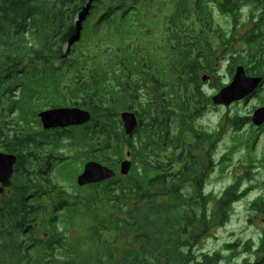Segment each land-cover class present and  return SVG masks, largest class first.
<instances>
[{"label": "trees", "instance_id": "1", "mask_svg": "<svg viewBox=\"0 0 264 264\" xmlns=\"http://www.w3.org/2000/svg\"><path fill=\"white\" fill-rule=\"evenodd\" d=\"M172 1L166 15L164 0H0V152L17 158L12 184L0 194V264H225L253 254L251 240L242 252L227 243L228 255L196 253L199 238L226 222L247 190L236 182L218 194L206 191L212 161L202 151L211 135L194 129L188 115L193 99L204 98L198 76L225 55L232 75L243 65L263 84L264 31L245 35L241 53L233 35L212 27L214 0H193L199 29L189 24L191 0ZM240 1L256 6L222 0L221 11L236 20ZM92 22L106 25L105 42L95 40ZM258 22L264 26V13ZM165 25L171 30L164 62L155 33H165ZM143 27L145 42L137 43ZM60 106L87 109L91 119L49 139L38 111ZM125 110L141 122L135 135L123 132ZM240 120L248 124L250 117ZM188 133L194 140L186 144ZM63 137L74 154L58 157L55 170L50 161L41 168V146L56 148ZM125 151L132 161L127 175L77 186L70 162L97 160L118 170ZM251 205L264 214L263 196ZM258 244L256 253H264V236Z\"/></svg>", "mask_w": 264, "mask_h": 264}, {"label": "rangeland", "instance_id": "2", "mask_svg": "<svg viewBox=\"0 0 264 264\" xmlns=\"http://www.w3.org/2000/svg\"><path fill=\"white\" fill-rule=\"evenodd\" d=\"M164 1L166 3L164 14L167 15L172 12L174 2L172 0ZM253 1L257 4L256 7L253 3L250 4V2L240 1L238 3L236 20L232 17V13L221 11L222 0H214L210 4V11L213 16L212 27L216 26L215 28L219 32H224L227 35L233 33L234 40L232 42L234 50L241 53H245L248 48L244 42L245 35L255 27V22L259 21L261 14L264 13V0ZM194 3L193 0L190 1L191 17L189 21L191 22L189 24L194 22L195 27L199 29L200 26L196 22V12H194ZM77 16H79V13L75 15V23L79 20ZM93 25H95V32L93 33L95 40L103 39V42H105L106 25H100L97 22H94ZM162 28L161 31L155 33L156 39L160 42L159 46H161L159 49H156L155 53L165 62L169 48L168 38L170 31L167 32V30H171V28L166 26L165 33L162 31ZM142 30L139 39L136 40L137 43L140 41L141 43L145 42V28L143 27ZM209 35L208 37L211 39L214 47L219 49L218 36L213 33ZM106 44L109 46L108 41H106ZM258 46L264 48V42H260ZM245 60L247 59L244 58L242 62H245ZM230 62L229 56L225 55V58L217 60L213 72H201L198 77L200 90H202L204 98L201 101L197 100V98L193 99V102H196L197 105H193L192 110L193 112L201 111V115L195 119V129L210 132L216 139L215 144L206 145L202 151V154L207 155L209 160L212 161L208 167L207 179L204 183L206 191H213V193L218 194L236 182L239 183L241 191H247L232 205L231 214L227 217L226 222L207 231L205 235L199 238L195 246L197 255H201L204 252L213 253L216 251L228 255L227 243L235 244L236 250L242 252L245 243L251 240V244L254 247L253 254L242 252L238 256L224 260V263L243 264V260L247 258L251 264H256L260 257H264V253H256L255 251V247L259 245L261 237L264 236V214L253 210L251 203L259 196H263L264 198V125L254 127L255 125L252 123L247 125V123L242 122L240 119L245 116H250L251 118L252 113L257 108L264 106V86L260 87L258 92L250 99H247V101H238L229 106L213 103L212 97L219 92L221 87L232 80L233 76L229 70ZM203 76L208 77L207 80H203ZM221 84L224 85L222 86ZM149 91L150 89L142 91L141 99L147 100L150 95ZM237 117H239V120H237ZM193 140V136L188 133L184 142L189 144ZM47 148L54 150L55 157L58 155V152L59 154L66 155L74 154L73 150H69L68 141L65 138L60 141L56 148H53V146ZM80 150L84 151L83 148ZM130 157L128 152L125 151L123 159H131ZM59 164V160L54 162V170ZM69 164L76 170L75 173H79L83 169L84 162L78 160L75 163L70 162ZM40 166L41 168L45 167L42 163ZM59 180L60 183H63V180ZM193 191L194 189L191 184L185 186V195H191Z\"/></svg>", "mask_w": 264, "mask_h": 264}, {"label": "water", "instance_id": "3", "mask_svg": "<svg viewBox=\"0 0 264 264\" xmlns=\"http://www.w3.org/2000/svg\"><path fill=\"white\" fill-rule=\"evenodd\" d=\"M232 80L221 87L219 92L212 97V102L217 105L229 106L241 101L253 94L263 80L261 76H250L246 74L245 67H236ZM204 79H206L204 77ZM252 122L257 126L264 123V106L257 108L252 113ZM43 128L68 127L83 125L91 119V113L84 108L77 106H60L42 110L38 113ZM133 111L125 110L120 112L123 129L126 134H131L136 127L137 119ZM130 153H128L129 155ZM17 160L13 153L0 152V194L4 187L12 184L14 164ZM132 161L129 158L122 159L118 170L112 169L97 160H88L84 163L83 169L76 176L77 186H84L110 179L117 174L127 175L131 170Z\"/></svg>", "mask_w": 264, "mask_h": 264}, {"label": "flooded vegetation", "instance_id": "4", "mask_svg": "<svg viewBox=\"0 0 264 264\" xmlns=\"http://www.w3.org/2000/svg\"><path fill=\"white\" fill-rule=\"evenodd\" d=\"M256 4V3H255ZM257 5V4H256ZM256 7V6H255ZM238 9V8H237ZM262 15V14H261ZM233 17V16H232ZM261 18V17H260ZM259 21H260V19H259ZM257 25H259V22L257 21V22H255V27L254 28H252V30H250L249 32H247V35H252L253 33H256L257 31L256 30H261V28L263 29V31H264V26H262V27H260L259 28V26H257ZM231 35H233V33H230L229 34V36L231 37ZM235 72V71H234ZM234 74V73H233ZM204 77L206 78V79H204ZM207 78L208 77H206V76H203V80H207ZM262 86H264V82H263V84H261V85H259L258 87H256V90L253 92V94L251 95V96H249V97H247V98H245V99H243V100H245V101H247V99H250L252 96H254L257 92H258V90L260 89V87H262ZM142 101L144 100V99H141ZM138 101V100H137ZM242 101V100H241ZM48 108H52V107H46V108H41V110H39L38 111V113L40 112V111H42V110H45V109H48ZM134 113H135V115H136V117H135V119H137V124H136V127L134 128V130H132V133H134V135L137 133L136 131L139 129V126H140V120L137 118L138 117V115L136 114V112L135 111H133ZM201 111H192L191 112V115H188V116H190V118H191V123L193 124V127H194V129H195V123H196V121H195V119H197L198 117H199V115H201V113H200ZM38 116V115H37ZM250 117V116H249ZM162 118V117H161ZM38 119H39V116H38ZM163 119V118H162ZM165 119V118H164ZM252 121V117L250 118V122H248V124L249 123H252L253 124V122H251ZM39 122H40V119H39ZM145 123H147V122H145ZM247 124V125H248ZM84 125V124H83ZM83 125H77V126H68V127H56V128H50V129H45V128H43V125H42V123L40 122V130L41 131H44V133H45V135H51L50 136V138L49 139H52L54 136H56V134H58V135H63V136H67V135H69V134H71V133H73V130H76V129H78V128H81V127H83ZM253 125H255V124H253ZM264 125V123H262L261 124V126H263ZM260 126V127H261ZM254 127H259V126H257V125H255ZM197 129V128H196ZM202 129H197V131H201ZM204 131V130H203ZM207 132V131H206ZM208 134H210L211 135V140H209V142L208 143H206V145H213V144H215L216 143V139L214 138V136L210 133V132H207ZM52 134H55V135H52ZM133 135V136H134ZM48 138H46L47 140H48ZM63 138H65V137H63ZM47 147H52V145H48V143H44L42 146H41V148H40V150H39V153H38V156H39V160H37V161H39V163L41 164H43V165H46L49 161L51 162V165H54V162L57 160V158L58 157H61L62 156V153L61 154H59V152H58V157L56 156H54V150H49ZM2 152H6V151H2ZM88 161V160H87ZM86 162V161H85ZM84 162V163H85ZM15 165V164H14ZM50 165V166H51ZM14 173V172H13ZM78 175V174H77ZM12 177H13V175H11ZM11 186V185H10ZM9 186V187H10ZM8 187H4V189L6 190ZM205 188V187H204ZM5 190H4V192H5Z\"/></svg>", "mask_w": 264, "mask_h": 264}, {"label": "bare ground", "instance_id": "5", "mask_svg": "<svg viewBox=\"0 0 264 264\" xmlns=\"http://www.w3.org/2000/svg\"><path fill=\"white\" fill-rule=\"evenodd\" d=\"M225 86V85H224Z\"/></svg>", "mask_w": 264, "mask_h": 264}]
</instances>
